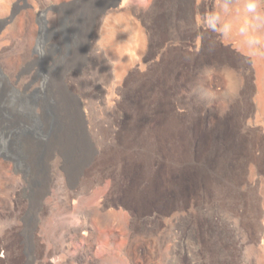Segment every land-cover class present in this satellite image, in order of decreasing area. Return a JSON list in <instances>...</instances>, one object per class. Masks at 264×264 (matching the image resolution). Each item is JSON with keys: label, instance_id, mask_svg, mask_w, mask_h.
Returning a JSON list of instances; mask_svg holds the SVG:
<instances>
[{"label": "rangeland", "instance_id": "rangeland-1", "mask_svg": "<svg viewBox=\"0 0 264 264\" xmlns=\"http://www.w3.org/2000/svg\"><path fill=\"white\" fill-rule=\"evenodd\" d=\"M105 2L0 0V19L15 9L0 31V124H30L23 114L11 119L12 92L23 104L40 88L34 111L52 131L35 137L39 151H24L15 136L16 165L0 157V264H264V222L236 217L252 192L264 219V175L191 174L184 143L152 135L155 25L234 24L247 34L236 46L264 69V0ZM61 30L71 34L66 46ZM128 138L136 150L146 146L134 157L141 169L105 161ZM162 175L171 182L165 193L136 198L144 178L157 192Z\"/></svg>", "mask_w": 264, "mask_h": 264}, {"label": "crops", "instance_id": "crops-1", "mask_svg": "<svg viewBox=\"0 0 264 264\" xmlns=\"http://www.w3.org/2000/svg\"><path fill=\"white\" fill-rule=\"evenodd\" d=\"M234 26L186 31L163 18L154 28L152 135L156 143H184L191 174L264 175V69L236 46L247 34ZM241 197L251 200L237 219L258 228V196Z\"/></svg>", "mask_w": 264, "mask_h": 264}, {"label": "bare ground", "instance_id": "bare-ground-1", "mask_svg": "<svg viewBox=\"0 0 264 264\" xmlns=\"http://www.w3.org/2000/svg\"><path fill=\"white\" fill-rule=\"evenodd\" d=\"M105 5H106V2L103 5V7H105ZM62 32L63 33H62V39L61 40L63 41V43L66 46L67 43L69 42L70 38H71V37L68 38V36H71V34H65L64 30ZM17 99H18V97H16V96L13 97L12 96V98L10 100V103H9V106L11 107V113H10L11 119H12V117H14L16 119V121H18L19 117L16 118V114L18 113V114H23V115L28 116V118L31 121V115L22 113V110H23L22 107H23L25 101L23 102V104H21V103L18 104L17 103L18 101L16 102ZM27 100L28 101L31 100L30 102H32L33 99L27 98ZM48 112H50V111L47 110V113ZM6 113H7V111H5V113L3 114L4 117L6 116ZM48 118L52 121L53 128L57 127L56 123L54 122V118H50V117H48ZM37 120H38V115H37ZM46 121H47V119L40 117V119L38 120V123L40 125V129L39 130L45 136L48 135V137H49V136L52 135L51 134L52 131L49 132V130L46 128ZM3 126H2V124H0V128H2V130H0V137H3L4 139L9 137V136H10V138H15V136H18L19 138H25V141L21 145V149H23L24 151H39L40 150V148L37 147L36 144H35V141H36L35 140V135L31 131H23L22 132L21 128L17 127V126H15V127H6L5 126V128ZM13 130H16V133H15V131L13 132ZM152 133H153V130H152ZM144 144H146V143H144ZM134 146H136V145L133 143V140L131 138H128L127 141H125L121 146H118V147L114 148L113 151H111L109 154H107L106 157H105V161H107V164L113 165L114 167H115V165H117L118 168L122 167L121 165L124 166V163H126L125 161H127L128 164L131 163L132 167L135 166V167H140V169L143 168L141 166V163H139L141 161L139 159H137V158H138V156L142 157L143 156V154H142L143 152L146 153V148H145L146 146L144 147V146L141 145L142 147L139 150H136ZM145 153H144V155H145ZM141 154H142V156H140ZM135 156L137 158H134ZM146 157H147V154H146ZM125 158H127V159H125ZM147 164H148V167H147L148 169H147L146 173L150 177L156 171H155V168L153 166V163H147ZM144 179H145L144 182H142L141 184H138V186H136V187H134L132 189L133 193L136 196V198L139 199V200L146 201V200L151 199V198L156 197V196L159 197V196H161L162 192H164V193L166 192V190H164V188L166 186L168 188L171 186V182L167 181L165 176L162 175L161 182H160V184L157 187V192H155L151 181L148 178H144Z\"/></svg>", "mask_w": 264, "mask_h": 264}, {"label": "water", "instance_id": "water-1", "mask_svg": "<svg viewBox=\"0 0 264 264\" xmlns=\"http://www.w3.org/2000/svg\"><path fill=\"white\" fill-rule=\"evenodd\" d=\"M23 1L25 2V0H23ZM121 1L122 0H107L104 8H106V7L115 8L120 4ZM52 7H54V6H51V8ZM44 12H45V9L40 10L38 13V17L42 18ZM14 14H15V9L12 8L8 18L12 17ZM8 18H1L0 19V31L3 29ZM43 39H44V29L43 30L40 29L34 51H38V45L41 43V41ZM0 75H2L1 70H0ZM43 82H44V79L42 78L41 83L43 84ZM19 94L20 93L17 92L16 90H14V92H12L13 97L14 96L18 97ZM40 96H44L43 94H41V89L35 88L31 93L25 95V97H27L29 99H33L32 102H30L31 100L28 101L26 99L24 102V105L22 107L23 108L22 113L31 115V123L26 124L24 126H21L20 127L21 131L22 132L23 131H31L32 133H34L35 137L44 136V134L41 133L39 130L40 125H39L38 120H37V114L34 111L35 102ZM14 131L16 133V130H13V132ZM14 139L15 138H10V136L5 138V139L3 137H0V157H2L5 160H12L13 163L16 165L20 159L19 153L21 152V150L18 147L17 142L13 141ZM9 140H10V144H9Z\"/></svg>", "mask_w": 264, "mask_h": 264}]
</instances>
